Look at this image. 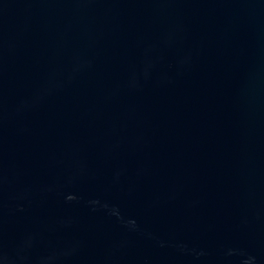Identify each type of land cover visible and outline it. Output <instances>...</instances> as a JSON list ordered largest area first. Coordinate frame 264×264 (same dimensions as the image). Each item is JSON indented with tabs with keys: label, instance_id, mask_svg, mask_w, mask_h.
<instances>
[{
	"label": "water",
	"instance_id": "obj_1",
	"mask_svg": "<svg viewBox=\"0 0 264 264\" xmlns=\"http://www.w3.org/2000/svg\"><path fill=\"white\" fill-rule=\"evenodd\" d=\"M0 264H264V0H0Z\"/></svg>",
	"mask_w": 264,
	"mask_h": 264
}]
</instances>
